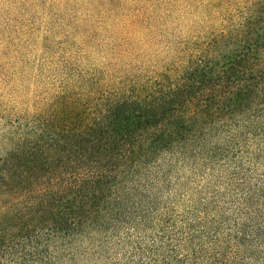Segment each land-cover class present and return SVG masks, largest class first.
Here are the masks:
<instances>
[{"label": "trees", "instance_id": "1", "mask_svg": "<svg viewBox=\"0 0 264 264\" xmlns=\"http://www.w3.org/2000/svg\"><path fill=\"white\" fill-rule=\"evenodd\" d=\"M116 1L111 58L46 38L40 94L0 111V264H264V0L166 39Z\"/></svg>", "mask_w": 264, "mask_h": 264}, {"label": "rangeland", "instance_id": "2", "mask_svg": "<svg viewBox=\"0 0 264 264\" xmlns=\"http://www.w3.org/2000/svg\"><path fill=\"white\" fill-rule=\"evenodd\" d=\"M204 1L130 0L128 6L123 7L121 2L114 7L115 0L113 7H123L118 11L130 15L144 5L147 15L156 16L159 30L165 32L160 38L166 39L185 29L191 23L190 16L201 11ZM109 8L111 5H103L102 0H0L1 113L12 115L20 109L29 110L32 98L40 94L39 84L44 80L39 75L41 63L59 52V47L47 44L46 38L58 42L69 35L70 42L76 40L80 45L85 41V61L89 66L101 65L111 58V43L120 42L122 36L111 30ZM160 16L164 20H159ZM122 18L113 16L112 21L119 26ZM71 51L75 52V48Z\"/></svg>", "mask_w": 264, "mask_h": 264}]
</instances>
